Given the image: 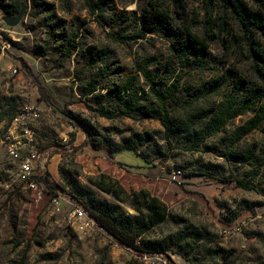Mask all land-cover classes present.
<instances>
[{
    "label": "rangeland",
    "instance_id": "1",
    "mask_svg": "<svg viewBox=\"0 0 264 264\" xmlns=\"http://www.w3.org/2000/svg\"><path fill=\"white\" fill-rule=\"evenodd\" d=\"M23 1L25 13L18 25L11 26L4 18L16 16L15 1L0 0L11 9L5 12L0 7V41L11 43L8 53L0 57V116L6 114L8 120L25 109L39 113L36 118L29 114L26 119L36 133L34 149L40 153L37 169L39 174L48 171L52 184L61 187L39 198L17 176L18 162L9 157L7 144L0 137V264H148L143 251L120 244L104 229L95 226L79 230L68 224L66 211L79 202L71 196L60 166L76 168L81 180L89 184L87 178L93 175L85 172V162H95L97 155L110 152L108 145L98 141L86 147L83 132L78 134L80 129L66 115L70 113L88 118L115 143L132 132H158L156 145L125 149L115 156L121 154L133 165L135 153H144L152 168L159 163L156 151L168 154L162 163L165 179L160 189L152 186L151 190L168 205V217L145 238L161 239L188 226L205 230L206 234L172 245L167 254L174 264H264V166L253 177L251 164L228 162L207 151L210 144L225 146L227 136L248 116L233 119L221 132L193 147L186 139L166 136L158 118L121 115L107 119L90 107L112 108L114 102L105 95L107 87L130 75H139L143 88L148 89L139 71L142 63H147L156 75L157 88L166 89L179 82L174 99L167 104L174 115L189 112L192 93L212 78L227 70L232 78L249 74L251 62L241 54V48L225 46L221 39L225 34L209 40L202 65L195 63V55L184 53L186 31H204L205 5L192 0L181 4L173 0ZM246 2L254 8L261 6L252 0ZM212 12L214 16L224 14L218 6ZM227 20L228 27L246 39L230 15ZM257 38L264 49V38ZM70 39L76 40L77 48L68 54ZM42 49L47 53L43 54ZM100 49L104 51L99 55ZM14 67L19 68L16 73ZM99 71L97 91L84 95L83 88ZM226 90L195 99L193 105L210 106ZM2 129V133L6 131ZM243 142L261 145L263 129L254 131ZM206 162L221 164L223 169L214 175H199ZM174 171L181 172L177 181L172 178ZM230 173L250 180L251 189L226 181ZM55 193L60 210L53 201ZM234 216L232 223L223 221Z\"/></svg>",
    "mask_w": 264,
    "mask_h": 264
},
{
    "label": "trees",
    "instance_id": "2",
    "mask_svg": "<svg viewBox=\"0 0 264 264\" xmlns=\"http://www.w3.org/2000/svg\"><path fill=\"white\" fill-rule=\"evenodd\" d=\"M14 1L13 9L18 13L23 0ZM173 1L181 4L185 0ZM192 1L202 2L205 5L206 15L202 22L204 31L203 33L192 32L189 29L186 31L188 37L184 40V53L195 55V63L202 65L210 47L209 40L215 36L221 38L225 34L221 38L225 46L235 45L242 49L241 54H246L247 60L251 62L250 73L245 76L241 73L232 78L230 71L227 70L224 74L212 78L192 93L189 112L185 115H174L168 110L167 104L169 100L174 99L175 92L179 89V82L172 83L166 89L157 88L156 75L151 73L147 63H142L139 71L145 78L148 89L143 88L139 75H130L123 82L107 87L105 95L114 102L112 108L105 105L90 107L107 119L121 115L158 118L165 128L166 136L186 139L192 142L193 147L202 145L208 138L221 132L233 119L248 116L227 136L228 142L225 146L210 144L207 146V151L223 157L228 162L251 164L253 166L251 176L256 177L264 166V49L257 38V36L264 38V0H252L259 3L260 8L249 6L246 0ZM217 6L223 9L224 14L213 15L212 10ZM0 7L5 12L11 11L7 3L0 2ZM227 15L234 19L246 39H243L237 30L228 27ZM76 48V40L70 39L68 54ZM103 51L104 49L98 50L99 55ZM41 52L46 54L47 50L42 49ZM100 71L83 88L84 95L94 94L97 91L101 83L98 77ZM249 83L251 85H248ZM224 89L227 90L214 104L204 108H196L193 105L195 99L218 95ZM150 97L155 100H150ZM16 115L6 120L4 118L6 114H2L0 121L5 120L8 126ZM66 115L70 117L74 126L85 133L88 144L94 145L97 141L104 143L110 147V154L125 149H138L140 145L145 144L156 145L155 135L158 132H132L123 137L119 143H115L102 134L88 118L73 113ZM258 129H263V143L244 145L243 141L246 137ZM114 145L117 146L116 149L113 148ZM155 153L159 157L160 164L167 161L168 154L161 151ZM140 155L148 163V156L144 153ZM201 167L204 172H200L202 174L199 175H214L223 169V165L212 162L203 163ZM59 170L67 186L71 187V196L89 211L100 228L106 230L122 245L137 251L167 253L172 245L180 241L188 238L201 239L206 236L205 230L188 226L161 239L145 238L147 233L168 217V205L164 200L148 189L128 190L118 179L104 172L88 177L89 184H86L81 180V173L76 168L69 169L61 165ZM43 179L49 190L60 189L61 184H52L53 180L48 171ZM226 181H236L238 186L245 189L252 187L250 180L237 178L232 173ZM103 193L111 195L115 201L109 200ZM129 209L134 212H130ZM235 218L236 216L223 221L232 223Z\"/></svg>",
    "mask_w": 264,
    "mask_h": 264
},
{
    "label": "built area",
    "instance_id": "3",
    "mask_svg": "<svg viewBox=\"0 0 264 264\" xmlns=\"http://www.w3.org/2000/svg\"><path fill=\"white\" fill-rule=\"evenodd\" d=\"M10 46L9 41H0V57H4L8 53ZM18 69V67H14L13 72L16 73ZM29 114H32L35 118L39 116L38 112L25 109L17 114L8 126L5 120L0 121V137L4 138L3 140L7 144L9 157L14 162H18L17 176L21 182L41 198L49 191V187L43 179L47 171L45 174H39L37 169L40 153L34 149L36 133L26 120ZM4 127L6 131L2 133ZM180 176V171H174L172 178L177 181ZM53 201L57 209L60 210L58 194L54 196ZM66 219L74 229L88 230L98 226L96 219L80 203L71 205L67 209ZM142 254L143 259L148 264H174L167 253L143 252Z\"/></svg>",
    "mask_w": 264,
    "mask_h": 264
},
{
    "label": "crops",
    "instance_id": "4",
    "mask_svg": "<svg viewBox=\"0 0 264 264\" xmlns=\"http://www.w3.org/2000/svg\"><path fill=\"white\" fill-rule=\"evenodd\" d=\"M80 132L83 131L80 129L78 134H80ZM83 134L84 136L81 138L84 139L85 146H90V144L86 143V135L84 132ZM107 153V155H97L95 162L92 160L86 161L84 167L85 172L91 175H98L103 172L107 173L118 179L128 190L148 189L151 191L152 186H158L160 189L162 181L166 176V169L163 164L158 163L151 168L145 159L136 152V164L134 163L135 165H132L125 161L121 154L119 157H117L115 156L116 152L113 154H110L109 152ZM118 153H122V151H119ZM154 195L160 197V195L157 193Z\"/></svg>",
    "mask_w": 264,
    "mask_h": 264
},
{
    "label": "water",
    "instance_id": "5",
    "mask_svg": "<svg viewBox=\"0 0 264 264\" xmlns=\"http://www.w3.org/2000/svg\"><path fill=\"white\" fill-rule=\"evenodd\" d=\"M25 9H26V4L24 1H22L21 3V7H20V10L19 12L16 14V16H11V15H7L5 16L4 20L6 21V23L8 25H11V26H16L20 23L24 13H25Z\"/></svg>",
    "mask_w": 264,
    "mask_h": 264
}]
</instances>
